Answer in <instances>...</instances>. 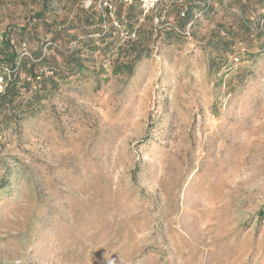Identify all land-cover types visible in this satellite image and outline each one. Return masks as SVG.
<instances>
[{"label": "rangeland", "instance_id": "1", "mask_svg": "<svg viewBox=\"0 0 264 264\" xmlns=\"http://www.w3.org/2000/svg\"><path fill=\"white\" fill-rule=\"evenodd\" d=\"M105 1L0 0V50L96 41L35 113L0 111V264H264V0H203L184 37L190 0L151 37Z\"/></svg>", "mask_w": 264, "mask_h": 264}, {"label": "trees", "instance_id": "2", "mask_svg": "<svg viewBox=\"0 0 264 264\" xmlns=\"http://www.w3.org/2000/svg\"><path fill=\"white\" fill-rule=\"evenodd\" d=\"M113 1V0H112ZM201 1L203 0H190L188 4L182 2L181 4H177V7L180 9L181 7H185V10H182L179 13V24L173 23L175 26L183 29L185 25H187L194 17V8L201 7ZM48 0H43L44 11L47 9ZM115 2V8L110 9L109 6H105L101 8L100 11L95 12L98 14L99 22H104L106 17L109 16L111 12H114L117 15V18L120 22L122 21V16L124 13L126 4L118 1ZM162 5V3H161ZM209 8L211 4H208ZM161 7V6H160ZM128 12L126 14L127 25H128V33L136 34V32L141 30V26L135 29L136 22L139 21L140 17L143 16V11L138 3L128 5ZM168 9V6H167ZM94 14V13H93ZM151 18H152V14ZM161 22H164V17L167 15L163 14L162 10L160 11ZM37 17H42L43 13H37ZM147 17V14L144 15ZM246 23L249 28H251L249 20H246ZM115 27H112L111 30H114ZM164 30H168L167 27H162ZM135 29V30H134ZM157 27L153 23L150 30L145 32L147 36H152L154 34V30ZM21 30H26V27H22ZM161 30V29H160ZM169 30L175 33L180 37H184L183 34L177 32L174 28L169 27ZM250 31V29L248 30ZM141 32V31H140ZM259 35L260 29L257 32ZM10 31L7 32L5 36H3L2 40V49L0 53L2 54V58L0 59L2 62L6 63V67L9 68L10 73H5V85L3 91L0 92V111L8 112L12 111L16 115H20V113H28L33 114L39 108V104L46 97L48 92L59 87L60 82L65 80L66 78L84 72L86 68V64L84 59L79 54L82 53V49L86 44V48L90 49L95 47V39L92 37H85L83 40H78L81 44L79 47H74L71 49V53L64 52L63 49H57L58 54L63 57V65L59 66L58 63H55L56 57L53 55L34 54V57H29L27 55H20V53L13 47L11 44V39L9 38ZM104 36V37H103ZM101 36L102 40L110 37L111 33L106 32ZM57 38V37H56ZM55 38V39H56ZM229 49L226 50L228 52ZM133 54V53H132ZM37 56V57H35ZM135 56H139V52L135 54ZM10 64V65H9ZM58 65V66H56ZM46 68V69H45ZM134 70L133 65H129L128 63H122L118 65L116 72L117 73H132ZM26 73V79L21 81V73ZM59 79L61 81H59ZM35 83V84H34ZM25 90V91H23Z\"/></svg>", "mask_w": 264, "mask_h": 264}, {"label": "built area", "instance_id": "3", "mask_svg": "<svg viewBox=\"0 0 264 264\" xmlns=\"http://www.w3.org/2000/svg\"><path fill=\"white\" fill-rule=\"evenodd\" d=\"M118 2H122L126 5L136 4L138 3L143 11V15L146 14H154V22L155 25H158L161 21V15H160V6L162 3V0H116ZM106 6L108 5L110 9H114L115 5L113 4L112 0H106L105 1ZM170 27L174 28L177 32L183 34V35H189L190 33L187 32V29L183 28L180 29L179 27L175 26L173 23H168ZM2 72V73H1ZM0 72V92L3 91L4 85H5V73H10V70L8 67H3V70Z\"/></svg>", "mask_w": 264, "mask_h": 264}]
</instances>
